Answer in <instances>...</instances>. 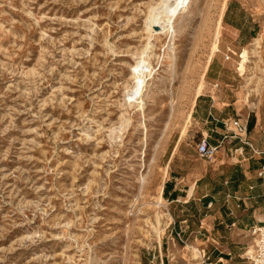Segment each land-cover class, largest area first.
Masks as SVG:
<instances>
[{
  "label": "rangeland",
  "instance_id": "1",
  "mask_svg": "<svg viewBox=\"0 0 264 264\" xmlns=\"http://www.w3.org/2000/svg\"><path fill=\"white\" fill-rule=\"evenodd\" d=\"M158 2L0 0V264H193L205 254V210L222 202L203 208V192L187 191L202 173L210 193L231 168L195 147L217 138L214 103L228 134L264 141L253 132L264 118V0H185L151 29ZM230 6L259 25L256 54L251 39L224 45ZM221 148L236 157L232 143ZM167 179L178 200L159 198Z\"/></svg>",
  "mask_w": 264,
  "mask_h": 264
},
{
  "label": "crops",
  "instance_id": "2",
  "mask_svg": "<svg viewBox=\"0 0 264 264\" xmlns=\"http://www.w3.org/2000/svg\"><path fill=\"white\" fill-rule=\"evenodd\" d=\"M227 14V19L225 17L222 20L224 45L227 49L232 50L236 48L238 41H248L257 35L259 25L254 19L247 15L236 17L231 6L227 9ZM208 72L209 74L212 72L210 66L206 74ZM212 79L217 85L218 82L223 83L219 73ZM208 96L211 97L209 94ZM223 97L224 94L221 92V99ZM223 104L220 105L223 107H219L214 103L206 112V118L210 120L209 132L211 135L214 134L212 132L217 134H215L216 139L208 135L212 138L209 141L212 144L232 143L237 155L235 158H230L226 148H220L217 157L215 156L214 161H217V167L231 168L229 172L221 176V186L213 187L210 193L205 187L199 189L198 182L205 176L200 173L187 191L189 196H192L197 189L203 192L201 193L203 208L212 205L215 200L222 202L217 209L214 207L212 210H205L206 216L203 223H210L205 229L203 240L202 249L205 254L193 264H248L247 255L244 252L248 231L264 224V141L259 142L253 139L244 141L242 135L236 131L228 134V131L222 128L220 123L222 119L214 117L212 113L214 109L222 112ZM229 104L227 103V106ZM253 132L264 135V118L261 114L253 127ZM170 178L176 179L173 175ZM166 183V195L171 198V201L178 200L181 197V189L172 186L170 179H167ZM164 187L165 185L162 196H164ZM216 194L218 199L215 197Z\"/></svg>",
  "mask_w": 264,
  "mask_h": 264
},
{
  "label": "bare ground",
  "instance_id": "3",
  "mask_svg": "<svg viewBox=\"0 0 264 264\" xmlns=\"http://www.w3.org/2000/svg\"><path fill=\"white\" fill-rule=\"evenodd\" d=\"M184 3H185V0H159L157 4L154 3L155 5L152 3L153 5L149 7L146 20H145L147 25L152 29L155 23L157 25L161 24L162 26L161 25L160 26L163 29L167 19H169L170 21V18H172L175 15V13L183 7ZM221 20H222V17L218 21V26H220ZM218 34H219V30L216 33L215 39L218 37ZM261 36L262 35H259L257 37L255 36L251 39V42H250V45L252 47L251 52L254 54H256L257 49L260 48L261 40H262ZM250 79L252 80V78ZM159 198L163 199L161 194L159 195ZM155 220H156L157 225L162 222V216L160 215L159 212H156ZM158 231L159 229H156V232Z\"/></svg>",
  "mask_w": 264,
  "mask_h": 264
},
{
  "label": "built area",
  "instance_id": "4",
  "mask_svg": "<svg viewBox=\"0 0 264 264\" xmlns=\"http://www.w3.org/2000/svg\"><path fill=\"white\" fill-rule=\"evenodd\" d=\"M232 125L235 128L241 126L237 119L232 120ZM221 146L222 142L212 144L209 141V137L203 136L199 138L195 148L201 157L211 160L217 155ZM252 229V234L255 235V247L251 255H247L246 259L249 264H264V224Z\"/></svg>",
  "mask_w": 264,
  "mask_h": 264
},
{
  "label": "trees",
  "instance_id": "5",
  "mask_svg": "<svg viewBox=\"0 0 264 264\" xmlns=\"http://www.w3.org/2000/svg\"><path fill=\"white\" fill-rule=\"evenodd\" d=\"M166 188H167V183L165 184V187H164V196H166Z\"/></svg>",
  "mask_w": 264,
  "mask_h": 264
}]
</instances>
